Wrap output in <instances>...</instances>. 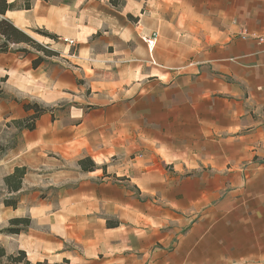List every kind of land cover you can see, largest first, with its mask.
<instances>
[{
  "label": "crops",
  "instance_id": "crops-1",
  "mask_svg": "<svg viewBox=\"0 0 264 264\" xmlns=\"http://www.w3.org/2000/svg\"><path fill=\"white\" fill-rule=\"evenodd\" d=\"M116 1L35 0L4 15L32 37L38 28L56 34L54 49L72 64L26 71L35 85L50 86L47 103L88 94L23 129L16 154L0 166L3 178L27 167L12 191L17 206L5 204L4 215L29 219L19 233H0V243L9 254L24 250L32 264H264V0ZM153 32L149 50L143 36ZM7 69L0 67L11 88L33 86L11 82L16 72ZM132 153L140 186L196 190L161 198L163 218L139 213L129 226L94 225L93 195L68 189L90 182L67 164ZM57 186L59 198L40 197ZM175 213L185 233L152 256L159 227ZM127 241L146 250L141 258L126 260Z\"/></svg>",
  "mask_w": 264,
  "mask_h": 264
},
{
  "label": "rangeland",
  "instance_id": "rangeland-1",
  "mask_svg": "<svg viewBox=\"0 0 264 264\" xmlns=\"http://www.w3.org/2000/svg\"><path fill=\"white\" fill-rule=\"evenodd\" d=\"M35 0H29L31 5H33ZM112 4H119L116 0H110ZM17 5L21 6L27 3V0H16ZM32 7V6H31ZM2 16L0 15V19ZM47 31L42 28L34 30L32 35L37 41L36 45L30 44L28 42H9L8 49L5 51L4 45L6 38L0 33V56L6 55V57H0V67H7L8 71L16 72L13 75L14 80L11 82H17V79L24 78V80L29 81L33 86L29 87L25 85V91H19L11 88V83L9 84L8 79L10 76H6L4 71H0V166L3 167L5 164L8 165V161L13 157L17 149L21 144L22 130L28 128H19L15 123V120L29 118L38 114V111H43L41 115L46 113H51L53 117L55 114L64 113L70 106L78 103V99L75 97L76 94L82 93L83 95L88 94V89L84 88L80 92H72L70 94H61L66 96L67 99L55 100L53 102L47 103L45 100H52V95L50 93H45L46 89L49 90L50 86L44 87L40 81L38 85L37 81L34 82L35 78L30 76L27 77V72L29 69H37L41 67L47 72L54 65H60L69 67L72 64L62 58L57 50L54 49V43L60 41L59 38L53 39L42 32ZM49 32V31H48ZM31 36V35H30ZM74 40V39H73ZM75 41V40H74ZM64 43L65 38L62 40ZM76 41L71 49L74 53L77 51ZM16 55L17 60L12 59V56ZM16 63H15V62ZM13 67V70L10 69ZM26 77V78H25ZM44 78V76H42ZM16 79V80H15ZM45 79V78H44ZM46 80V79H45ZM46 82V81H45ZM85 80L83 76L78 77V84L85 85ZM27 90V91H26ZM30 107V109H29ZM23 109L27 115L19 116V111ZM39 116V117H40ZM38 117V118H39ZM37 118V119H38ZM36 119V120H37ZM32 122V120H31ZM36 123V121H35ZM31 154H21L22 157H29ZM137 155L135 153L129 155H115L109 157L107 161L100 162L99 158L93 160L95 163V168L93 170H86L75 162L67 164L68 168L71 170H79L81 174L87 176V180L90 183L86 185L76 184L72 181V186L68 187L72 193H77L79 190L86 191L89 195H93L97 209L93 211V215H97V222L94 225H100L102 220H105L106 226L116 227V226H129L135 217L140 214L152 215L156 217H164L169 212V207L161 203V198H170L171 191L173 195L180 193V191L196 190L194 186H186L185 188H170V187H147L144 188L140 186L136 181L135 170H133V160ZM86 158V157H85ZM29 160H35L38 162V157L33 156ZM28 162V161H26ZM17 163L13 158L9 165ZM21 163V162H19ZM86 166L91 167V163L86 162ZM37 166V165H32ZM25 167V166H24ZM26 171H27V167ZM38 169H35L34 172ZM171 173H174L173 169L169 168ZM33 172V170H31ZM160 173V172H159ZM199 171H188L185 172V176H196ZM161 175V173H160ZM77 178V177H76ZM71 182V181H70ZM60 187L53 188H42L40 197L41 198H59ZM231 187L226 186L222 188V197L226 198L230 194ZM20 195L13 194L9 192L8 187L5 183V178L0 177V233L10 234L9 228H21L24 229L28 224L15 225L8 220L4 215L5 200H18ZM180 214H174V220L167 227L162 224L159 227L160 234L156 235V244L150 253L158 252L160 250L166 249L165 244L170 239V243H176L180 240L181 235L186 231L187 225L180 223ZM168 236V237H167ZM167 237V238H166ZM141 247L143 248L145 242L142 239ZM137 244L132 241H127L125 244V249L122 251L126 260H131L133 258H141L146 250H137ZM4 250V251H3ZM171 251H168L170 253ZM168 255V254H167ZM102 257V256H101ZM148 257V256H147ZM177 261H180L177 258ZM0 264H32L28 263L27 255L20 254L19 250L14 253L9 254L6 252L2 244L0 243ZM147 264V263H146Z\"/></svg>",
  "mask_w": 264,
  "mask_h": 264
},
{
  "label": "trees",
  "instance_id": "trees-1",
  "mask_svg": "<svg viewBox=\"0 0 264 264\" xmlns=\"http://www.w3.org/2000/svg\"><path fill=\"white\" fill-rule=\"evenodd\" d=\"M31 2H29V0H27V3L18 6L17 2H11L9 3L7 0H0V15L2 16V18L0 19V33L6 38V42L4 45V50L6 51L8 49V43L9 42H28L30 44L36 45L37 41L30 36L27 32H25L24 30L18 28L17 26L14 25V23H12L9 19L5 18L4 15L6 13V11L8 9H13L15 7L18 8H26L29 9L31 8ZM44 35L53 38V39H57V35L53 34L51 32L48 31H43L42 32ZM30 109V107H29ZM43 111L39 110L38 114L34 115V116H30L29 118H25V119H18L15 120V123L18 125L19 128H28V129H34L35 127V121L36 119L40 116V114H42ZM32 120V122H31ZM86 162L91 163V167L86 166ZM79 164L83 167V169L86 170H93L95 168V163L93 162V160L90 157H86L83 158L79 161ZM26 173V168L25 167H16L15 171L6 176L5 177V183L8 187L9 192L12 191H18L21 188L22 185V179L24 177ZM6 205L8 206H17L18 200H5L4 201ZM10 222L12 224L15 225H20V224H28L29 219L26 218H14L11 219ZM8 231L10 233H19L21 231V228H9ZM4 251V250H3ZM20 254L22 255H26V252L24 250H19ZM29 263V261H28ZM36 264H43L42 262H38Z\"/></svg>",
  "mask_w": 264,
  "mask_h": 264
},
{
  "label": "built area",
  "instance_id": "built-area-1",
  "mask_svg": "<svg viewBox=\"0 0 264 264\" xmlns=\"http://www.w3.org/2000/svg\"><path fill=\"white\" fill-rule=\"evenodd\" d=\"M158 36V32H153L152 34H146L143 36V40L146 42L149 50H153V48L156 46ZM65 41L70 45L75 44V41L73 39L65 38Z\"/></svg>",
  "mask_w": 264,
  "mask_h": 264
}]
</instances>
